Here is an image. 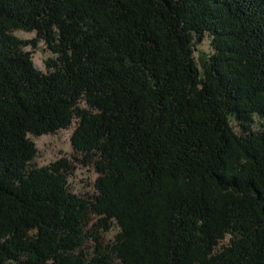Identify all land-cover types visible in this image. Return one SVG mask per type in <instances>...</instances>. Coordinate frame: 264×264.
<instances>
[{"label":"trees","instance_id":"16d2710c","mask_svg":"<svg viewBox=\"0 0 264 264\" xmlns=\"http://www.w3.org/2000/svg\"><path fill=\"white\" fill-rule=\"evenodd\" d=\"M75 123L93 200L69 160L32 166L30 136ZM91 214L120 232L87 254ZM115 258L264 264V0H0V264Z\"/></svg>","mask_w":264,"mask_h":264},{"label":"rangeland","instance_id":"374dc122","mask_svg":"<svg viewBox=\"0 0 264 264\" xmlns=\"http://www.w3.org/2000/svg\"><path fill=\"white\" fill-rule=\"evenodd\" d=\"M14 35L21 40H33L36 38L35 32L15 31ZM26 51L32 53L33 62L35 67L42 73H47L45 62L52 58L53 55L47 50L44 43H39L36 49L31 46L26 48ZM212 54V48L210 45V39H206L196 47L195 57L200 68H203L204 63ZM84 106V105H83ZM254 126V129L259 128L258 119ZM232 125L237 133L241 132V128L238 123L233 121ZM76 123L69 129L61 130L56 134L44 135L41 137L30 136V139L36 144L38 153L35 160L32 162V166L36 168L47 167L56 163L61 159H67L70 161L73 171L68 178V188L71 193L85 200H93L97 191L95 184L100 177L96 169L97 157L93 156L92 160L86 162L84 156L76 152L72 146V135L75 131ZM89 223L86 228L88 236L84 242V250L87 254H93L98 244L103 247L112 246L116 243L117 235L120 232V228L116 223H112L109 231H103L96 227L98 217L91 214L89 216ZM99 239L96 240L95 237ZM229 242V238L221 242V245H226ZM115 264H120L115 258Z\"/></svg>","mask_w":264,"mask_h":264}]
</instances>
